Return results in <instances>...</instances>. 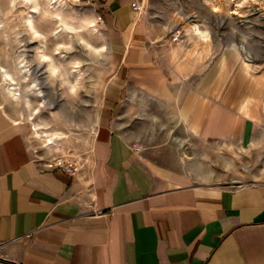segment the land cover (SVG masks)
<instances>
[{
    "label": "crops",
    "instance_id": "0c3cea01",
    "mask_svg": "<svg viewBox=\"0 0 264 264\" xmlns=\"http://www.w3.org/2000/svg\"><path fill=\"white\" fill-rule=\"evenodd\" d=\"M93 1L116 43L81 169L36 158L0 106V264H264V183L213 182L257 137L264 78L233 52L194 61L130 0Z\"/></svg>",
    "mask_w": 264,
    "mask_h": 264
},
{
    "label": "rangeland",
    "instance_id": "374dc122",
    "mask_svg": "<svg viewBox=\"0 0 264 264\" xmlns=\"http://www.w3.org/2000/svg\"><path fill=\"white\" fill-rule=\"evenodd\" d=\"M144 16L155 38L180 33L194 61L221 64L233 52L264 78V0H149ZM115 43L93 0H0V106L28 127L40 161L87 162ZM257 129L236 153L235 177L213 182L264 183V118Z\"/></svg>",
    "mask_w": 264,
    "mask_h": 264
},
{
    "label": "built area",
    "instance_id": "2783aa9c",
    "mask_svg": "<svg viewBox=\"0 0 264 264\" xmlns=\"http://www.w3.org/2000/svg\"><path fill=\"white\" fill-rule=\"evenodd\" d=\"M147 1L148 0H130V6L132 11L138 13V14H145L146 8H147ZM170 40L172 42H180L181 35L180 33L175 32L171 37ZM136 150H138V147H135ZM54 164L58 166L62 171L66 172L69 175L75 174V166L71 161H69L65 157L58 158L54 161Z\"/></svg>",
    "mask_w": 264,
    "mask_h": 264
},
{
    "label": "bare ground",
    "instance_id": "6f19581e",
    "mask_svg": "<svg viewBox=\"0 0 264 264\" xmlns=\"http://www.w3.org/2000/svg\"><path fill=\"white\" fill-rule=\"evenodd\" d=\"M196 27H197V25H196ZM195 30H196V33H201V32H199V30L197 29V28H195ZM33 35H35V32H34V34ZM32 35V36H33ZM203 35V34H202ZM34 39V38H33ZM4 80L5 81H10V83H13V78L10 76V75H8V74H5L4 75ZM11 89V88H10Z\"/></svg>",
    "mask_w": 264,
    "mask_h": 264
}]
</instances>
